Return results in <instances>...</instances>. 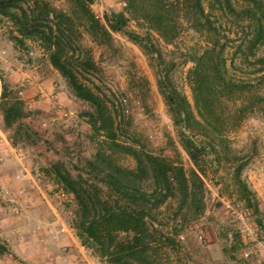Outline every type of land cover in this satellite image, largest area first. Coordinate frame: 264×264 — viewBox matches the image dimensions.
<instances>
[{"label": "rangeland", "instance_id": "374dc122", "mask_svg": "<svg viewBox=\"0 0 264 264\" xmlns=\"http://www.w3.org/2000/svg\"><path fill=\"white\" fill-rule=\"evenodd\" d=\"M47 1L59 12H72L69 0ZM255 3L259 6L257 18H262L264 23V0H255ZM244 7L245 4L236 2L238 11ZM90 9L108 34L91 32L74 16L72 23L67 22L72 31L66 42L69 70L104 105L105 120L95 127L91 124L94 108L78 99L53 68L47 47L33 40L16 43L19 35L14 25L9 18H0V101L3 86L8 90L9 99L22 103L24 113L20 122L8 129L0 112V131L9 143L7 147L0 145V235L5 237H0V245L6 248L0 255V264H32L14 255L6 239L22 242L23 235L27 242L44 243L42 237L35 240L36 234L25 218L35 191H41L54 206L61 207L64 215L58 226L76 236L74 223L78 207L73 195L63 190L57 181L54 167L74 179L82 175L84 181L91 183L100 178L89 172L87 162L94 161L101 151L106 150L107 155L112 153V159L120 166L134 169L136 162L128 149L180 165L191 184H202V194L196 192L201 203L196 200L188 213L183 211L186 217L180 215L177 221L172 220L176 201L168 202L155 214L165 232L177 224L176 244L163 256V264H264V245H259L262 235L256 228L262 225L264 109L247 116L237 129L227 133L231 150L220 155L219 163L209 152L201 168H197L181 144L159 91L158 71L168 72L172 85L192 103L187 74L193 66L195 52L205 45L204 37L186 22L176 19L177 28L171 42L167 43L147 20L127 11L122 0H93ZM112 14L125 16L124 31L114 32L109 28L107 21ZM171 16L175 20V16ZM245 18L244 14L222 18L212 14L210 20L217 32L209 39L220 40L229 55L237 52L241 41H250L255 31ZM128 33L140 36L143 44H149L154 50H145L130 39ZM253 51L255 58L242 66L237 58L228 56L229 63H234L235 71L244 79H253L254 71L260 68L264 42ZM86 59L92 61L93 68L84 63ZM53 74H58L62 80L53 81L52 90L48 92L42 84ZM53 92L63 93L70 104L64 106L61 98L52 102L50 94ZM2 137L0 134L1 140ZM217 149L219 151L220 146ZM18 160L26 162V168ZM238 166L242 167L240 181L246 185L247 194L235 178ZM245 195L250 205L245 203ZM226 204H239L249 210L246 225L227 212ZM77 240L80 247L95 255ZM245 250H259V255L244 260Z\"/></svg>", "mask_w": 264, "mask_h": 264}, {"label": "trees", "instance_id": "16d2710c", "mask_svg": "<svg viewBox=\"0 0 264 264\" xmlns=\"http://www.w3.org/2000/svg\"><path fill=\"white\" fill-rule=\"evenodd\" d=\"M69 1L73 8L71 13L57 11L47 0H0V18H9L14 25L20 37H16V43L33 40L47 47L53 68L67 81L78 99L94 108L91 124L95 127L96 123L102 124L105 120L104 105L69 70L66 40L72 27L67 22L72 23L75 16L91 32L100 31L105 35L108 32L90 9L93 0ZM122 1L127 5V11L142 16L167 43L171 42L177 28L176 19L186 22L204 37L205 45L195 52L193 66L187 74L193 102L172 85L166 71H158V87L191 162L201 168L210 152L219 163L220 155L231 150L227 133L237 129L247 116L264 109V57L259 58L261 65L254 71L253 79L240 76L228 59V56L237 58L242 66L255 58L253 50L264 42V23L256 14L259 6L255 0ZM236 2L245 4L241 12L236 9ZM172 14L175 20L171 18ZM212 14L221 18L244 14L247 25L255 28L252 39L241 41L237 52L229 55L220 40L209 39L217 32L210 20ZM259 14L262 16L263 11ZM107 22L112 31L122 32L126 18L123 14H112ZM127 35L145 50H154L149 44L144 45L140 36ZM84 63L94 66L90 59ZM1 90L0 112L5 127L11 129L23 118V105L8 98L6 87L2 86ZM217 146L221 148L219 151ZM128 150L136 162L134 169L117 164L112 153L107 155L106 150L99 152L94 161L87 162L89 172L100 178L98 181L89 183L82 175L74 179L58 167H54V174L77 204L74 230L83 247L92 250L107 264H163V256L176 244L178 233L174 229L177 224L165 232L155 214L168 202L176 201L172 220L177 221L180 215L186 217L182 215L183 211L188 213L196 200L201 203L197 193L202 194V184H191L180 165ZM241 169V166L235 167V178L247 194L246 185L240 181ZM192 175L197 178L195 172ZM244 201L250 205L246 195ZM4 252L6 248L0 245V255Z\"/></svg>", "mask_w": 264, "mask_h": 264}, {"label": "crops", "instance_id": "0c3cea01", "mask_svg": "<svg viewBox=\"0 0 264 264\" xmlns=\"http://www.w3.org/2000/svg\"><path fill=\"white\" fill-rule=\"evenodd\" d=\"M48 77L42 86L46 91L50 92L52 90V82L58 80V78L62 79L58 74ZM64 96L63 93L59 95L62 104L67 106L70 104V100ZM0 134L3 136L2 140L0 139V145L7 147L8 141L2 131H0ZM18 162L26 168V162L23 160H18ZM27 173V177H29L28 170ZM32 195L33 203L30 205L29 211L26 212L25 218L29 219V227L30 229L33 228L35 232L33 234H36L33 236L35 240L42 237L44 243L39 245L27 242L23 235H20L22 242L13 241L12 238L6 239L7 247L14 255L32 264H107L99 257L86 252L80 247L76 236L72 235V233H66L65 230H61L58 225L63 219L64 211L59 205L54 206L41 191H35ZM0 237L5 239L1 235Z\"/></svg>", "mask_w": 264, "mask_h": 264}, {"label": "built area", "instance_id": "2783aa9c", "mask_svg": "<svg viewBox=\"0 0 264 264\" xmlns=\"http://www.w3.org/2000/svg\"><path fill=\"white\" fill-rule=\"evenodd\" d=\"M59 95L60 94H57L55 92L51 93L50 94L51 101L57 102L60 98ZM225 208L227 212H229L237 222H240L241 224L246 225L245 220L248 217V213H249L248 209L242 208L239 204L237 205L236 204L235 205L226 204ZM260 212L262 213V216H261L262 225L257 226L256 228L260 230L259 232L262 235V240L259 242V245L261 246V245H264V193L263 195H261ZM246 228H248V226ZM258 255H259V250H245L242 258L244 260H249L253 258L254 256H258Z\"/></svg>", "mask_w": 264, "mask_h": 264}]
</instances>
